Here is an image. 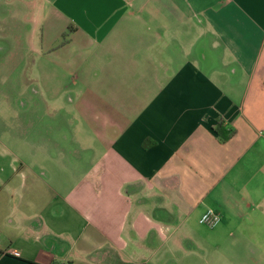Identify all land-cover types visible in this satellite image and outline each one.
I'll return each mask as SVG.
<instances>
[{
    "label": "crops",
    "instance_id": "crops-1",
    "mask_svg": "<svg viewBox=\"0 0 264 264\" xmlns=\"http://www.w3.org/2000/svg\"><path fill=\"white\" fill-rule=\"evenodd\" d=\"M21 1L60 92L0 127V264H264V0Z\"/></svg>",
    "mask_w": 264,
    "mask_h": 264
},
{
    "label": "rangeland",
    "instance_id": "rangeland-1",
    "mask_svg": "<svg viewBox=\"0 0 264 264\" xmlns=\"http://www.w3.org/2000/svg\"><path fill=\"white\" fill-rule=\"evenodd\" d=\"M27 7L21 0L0 6V127L13 125L18 133L22 125L18 104H26L29 95L49 100L60 92L59 86L40 84L36 78L33 61L39 58V21L38 16L25 15ZM44 102L45 109L51 113L61 105Z\"/></svg>",
    "mask_w": 264,
    "mask_h": 264
},
{
    "label": "built area",
    "instance_id": "built-area-1",
    "mask_svg": "<svg viewBox=\"0 0 264 264\" xmlns=\"http://www.w3.org/2000/svg\"><path fill=\"white\" fill-rule=\"evenodd\" d=\"M222 214L215 208L206 209L200 217L202 223L208 224L210 226H215L221 221Z\"/></svg>",
    "mask_w": 264,
    "mask_h": 264
},
{
    "label": "trees",
    "instance_id": "trees-1",
    "mask_svg": "<svg viewBox=\"0 0 264 264\" xmlns=\"http://www.w3.org/2000/svg\"><path fill=\"white\" fill-rule=\"evenodd\" d=\"M65 35V33L63 34ZM217 131L222 134V136L226 139L232 135L233 132L228 131L223 125L222 122H220L217 126Z\"/></svg>",
    "mask_w": 264,
    "mask_h": 264
}]
</instances>
